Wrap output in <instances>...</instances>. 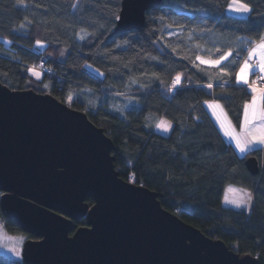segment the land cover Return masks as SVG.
I'll return each instance as SVG.
<instances>
[{
  "label": "trees",
  "instance_id": "trees-1",
  "mask_svg": "<svg viewBox=\"0 0 264 264\" xmlns=\"http://www.w3.org/2000/svg\"><path fill=\"white\" fill-rule=\"evenodd\" d=\"M121 1L0 0V83L51 94L84 112L113 141L123 180L148 188L163 209L264 264V146L239 155L204 104L219 102L240 126L251 94L235 82L242 62L235 57H245L264 35V0H244L251 9L246 18L226 14L231 0H162L146 11L140 29L115 34ZM225 54L218 65L197 59ZM41 60L54 74L37 79L29 66ZM159 118L172 123L168 135L154 130ZM248 157L257 159V175L248 172ZM227 185L251 192L249 213L222 206ZM0 220L8 233L36 239L1 210ZM84 225L75 221L73 228ZM0 264L24 263L0 255Z\"/></svg>",
  "mask_w": 264,
  "mask_h": 264
},
{
  "label": "water",
  "instance_id": "water-1",
  "mask_svg": "<svg viewBox=\"0 0 264 264\" xmlns=\"http://www.w3.org/2000/svg\"><path fill=\"white\" fill-rule=\"evenodd\" d=\"M161 2L122 0L114 33L140 29ZM114 150L84 112L0 83V210L36 238L22 243L24 264H257L123 180ZM245 166L259 173L255 157Z\"/></svg>",
  "mask_w": 264,
  "mask_h": 264
},
{
  "label": "snow or ice",
  "instance_id": "snow-or-ice-1",
  "mask_svg": "<svg viewBox=\"0 0 264 264\" xmlns=\"http://www.w3.org/2000/svg\"><path fill=\"white\" fill-rule=\"evenodd\" d=\"M227 10L237 14H248L250 13V7L244 2V0H231L228 4ZM120 19V17H117ZM83 39V37H81ZM7 43V41H5ZM252 47L248 50V57L244 61L243 65L240 67L239 72L237 73V81L248 84V74L250 70L259 68L261 73H264V35L259 36L257 41H253ZM42 46V45H40ZM230 54V53H229ZM256 58L253 61V58ZM226 56L220 57V59L214 61H204L201 60V63H210L212 65L220 64L221 60L226 59ZM197 59H201L199 56ZM253 61V64L249 62ZM33 75L39 79V73L29 69ZM260 79H264V76H261ZM180 82V77L177 76L173 81V85ZM256 81L252 82V92L253 97L251 103L244 104V121L241 124V131L239 134L231 127V122H228V127H225L224 121L217 117L218 123H220L222 130L224 131L225 136H228L236 144L237 149L240 152H245L246 149L250 148L252 144L264 145V105H261L259 102L264 99V88H256L254 85ZM211 87V85H209ZM209 108L216 109L220 108L219 104H209ZM216 115V112H213ZM226 120V117H225ZM256 121H259V125L256 124ZM169 125L165 121H161L157 124V128H160L163 131H168ZM228 192L238 193L235 198L225 197V202L233 204L236 207H240L241 204H246L252 200L251 192H248L243 189H234L229 188Z\"/></svg>",
  "mask_w": 264,
  "mask_h": 264
},
{
  "label": "rangeland",
  "instance_id": "rangeland-1",
  "mask_svg": "<svg viewBox=\"0 0 264 264\" xmlns=\"http://www.w3.org/2000/svg\"><path fill=\"white\" fill-rule=\"evenodd\" d=\"M227 7H228V5H227ZM227 7L225 9L226 14H228L230 16H233V17H236V18H246L248 16V14H249V13L248 14H237V13H234V12H230V11L227 10ZM219 53H220V51L219 52H215V54H219ZM223 56L227 57L228 54H225ZM247 57H248V53H246V55H245V57H244L242 62H244L247 59ZM201 60L214 61L212 59H204V58L198 59V61L200 63H201ZM202 64H204V65H212L210 63H202ZM34 65H36V64H34ZM29 69H32L33 71L38 72L39 75L41 74L40 72L42 71V70L41 71L38 70L36 66H33V67L29 68ZM86 69L89 72L93 73L95 76H98V77H102L103 76L101 71H99L98 69L94 68L91 65H86ZM29 72L32 74L31 71H29ZM259 78H260L259 76H253L250 79V82H248V84H246V86L251 87L252 86V82L256 81V84L254 85L256 88H258V89L259 88H264L263 85H261L262 82L259 81L260 80ZM179 84H180V82L178 84H175L174 87L175 88L178 87ZM174 87H172V88H174ZM208 103L219 104L220 108H216V109L209 108V106H208L209 104ZM205 104H206L207 109L210 111V113L212 115H214L213 114L214 111L216 112V115H214V119L218 123L217 117L219 116L220 119H221V115H220L219 111H221V113H224V114L226 113L225 110L223 109V107L221 106V104L219 102H217V101H213V102L205 101ZM225 115H227V114H225ZM161 121H165L167 123V125H169L168 131H163L160 128H157V124L160 123ZM218 124L221 127L220 123H218ZM171 129H172V123L169 120L165 119V118H159L156 121L155 125H154V130L156 132L162 134V135H168L170 133ZM249 211H250V209H249ZM249 211L247 213H249ZM2 225H3L2 221L0 220V255L5 256V257H7L9 259H12V260H21V247H22V243L26 239V237L23 236V235H20V234H10L4 229V227Z\"/></svg>",
  "mask_w": 264,
  "mask_h": 264
},
{
  "label": "crops",
  "instance_id": "crops-1",
  "mask_svg": "<svg viewBox=\"0 0 264 264\" xmlns=\"http://www.w3.org/2000/svg\"><path fill=\"white\" fill-rule=\"evenodd\" d=\"M252 46H254V45H252ZM252 46H251V47H252ZM253 59H254V61H255L256 58L254 57ZM243 63H244V62H241L240 66H239V68H238V70H237V72H236V74H235V76H234V79H235V82H236L237 84H241V85L246 86V84H244L243 82H238V81H237V78H236V77H237V73L239 72L240 67L243 65ZM253 76H259V77H261V76H264V73H261V72L259 71V68H258V67H255L254 71H253V70H250V71H249V74H248V77H247V78H248V82H250V79H251ZM180 80H181V79H180ZM246 87H247L248 91H249L250 94H251L250 100L247 101L246 103H251V101H252V97H253L252 86H251V87L246 86ZM208 101L213 102V100H208ZM259 103H260L261 105H264V99H262ZM204 104H205V103H204ZM208 104H210V103H208ZM205 107H206V104H205ZM206 109H207V107H206ZM207 111H208V113L210 114V116H211V118L213 119V121L215 122V124L217 125L219 131L221 132V134H222V136L224 137V139L226 140V142H228L229 144H231V145L234 147V149L236 150V152H237L239 155L243 156V155H245L246 153H248L249 151H251V150H253V149H262V148H263L264 145H260V144H252V145L250 146V148H248V149L245 150V152H243V153L240 152V151L237 149L235 142H234L233 140H231L228 136H225L224 131H223L222 128L219 126V124L215 121V119H214V115H212L208 109H207ZM219 112H220V115H221V119H222V121H224V123H225V127H228V122H231L230 119H229V117H228L227 115H225L226 113L224 114V113H221V111H219ZM225 117H226V120H225ZM243 121H244V107H243V111H242V118H241L240 126H241V124H243ZM259 123H260L259 121H256V124H257V125H259ZM240 126H239L238 128H235V127L232 125V123H231V127L235 130V132H236L237 134H239L240 131H241V127H240ZM230 187H231V188H234V189H239V188L236 187V186H233V185H227V186L225 187L224 191H223L222 196H221V204H222V206H225V207H228V208H233V209H236V210H241V211L248 212L249 209H250L251 201L248 202V203H246V204H241L240 207H236V206H234L233 204H230V203H226V202H225V197H226V196H227L228 198L232 199V198H235V197L238 195V193H230V192H228V189H229Z\"/></svg>",
  "mask_w": 264,
  "mask_h": 264
},
{
  "label": "built area",
  "instance_id": "built-area-1",
  "mask_svg": "<svg viewBox=\"0 0 264 264\" xmlns=\"http://www.w3.org/2000/svg\"><path fill=\"white\" fill-rule=\"evenodd\" d=\"M236 60H242L244 59V57H240V56H236L235 57ZM254 61V60H253ZM253 61H250L249 63L250 64H253ZM33 66H36L38 70H42L40 73L41 74H47V75H53L54 74V70L52 67H47L45 65V61L44 60H41L39 63H37L36 65H30L29 68L33 67ZM260 79V78H259ZM260 82H262L261 85H263L264 87V79H260L259 80Z\"/></svg>",
  "mask_w": 264,
  "mask_h": 264
}]
</instances>
